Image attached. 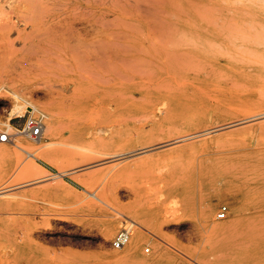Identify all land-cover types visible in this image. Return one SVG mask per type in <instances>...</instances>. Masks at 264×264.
I'll list each match as a JSON object with an SVG mask.
<instances>
[{"label": "rangeland", "instance_id": "1", "mask_svg": "<svg viewBox=\"0 0 264 264\" xmlns=\"http://www.w3.org/2000/svg\"><path fill=\"white\" fill-rule=\"evenodd\" d=\"M0 134L15 264H264V0H0Z\"/></svg>", "mask_w": 264, "mask_h": 264}, {"label": "bare ground", "instance_id": "2", "mask_svg": "<svg viewBox=\"0 0 264 264\" xmlns=\"http://www.w3.org/2000/svg\"><path fill=\"white\" fill-rule=\"evenodd\" d=\"M19 1V0H18ZM40 2V1H39ZM42 2V1H41ZM40 2V3H41ZM38 3V2H37ZM22 4V2H21ZM43 5V4H42ZM36 6V5H35ZM38 6V5H37ZM31 10V9H30ZM34 10V7L32 8L31 10V13L32 11ZM68 10L66 9H63L61 7H58V6H54L53 8H50V7H46V6H40L39 8H37L36 10H34V12L31 14V16L29 17H25V19L22 20L23 22V26L26 28H30L31 30L35 31L37 29H39L41 26L45 25L46 23H49V22H55L57 21L58 25L60 27H62L63 25H65L67 23V17L66 15L68 14ZM22 16V15H20ZM74 19V18H73ZM13 21V20H12ZM16 26V25H15ZM14 26V28H15ZM57 26V25H56ZM60 27L58 28V30H60ZM19 28V27H18ZM12 29V28H11ZM17 30V29H15ZM57 29L56 31L59 32ZM10 31V30H9ZM61 31V30H60ZM21 32V31H19ZM66 32V31H65ZM57 34V33H56ZM259 37V36H258ZM257 37V38H258ZM23 71L25 70H28L31 66V63H27L26 65H23ZM14 98L16 100L20 99V95H18L17 93H15L14 95ZM30 106V105H29ZM30 108V107H28ZM28 108H27V111H28ZM16 109V108H15ZM19 110V109H18ZM21 111V110H20ZM24 112V111H23ZM16 114V113H15ZM48 131L51 133L53 131V125L52 124H49L48 125ZM188 138V136L182 138L181 140H176L174 142H171V143H165L164 145H171V144H174V143H178L179 141H184ZM6 140H8V138H4ZM39 141L41 140L38 139ZM0 141L1 140V134H0ZM38 142V141H37ZM15 147L19 148L20 150H24L27 152V150H25L23 144L21 142H18L17 144H14ZM162 145V146H164ZM158 146H153V147H145V148H140L138 150H135L131 153V156L133 155H138V154H142V153H146L148 151H151V150H154V149H157ZM2 148H0V154L2 153ZM35 157V156H34ZM91 166H86L82 169H86V168H90ZM93 167V166H92ZM8 186H6V188H0V196L2 195H5L8 193L9 189L7 188ZM91 194V193H90ZM89 196V195H88ZM91 196V195H90ZM97 196V195H96ZM13 197V196H12ZM97 199V198H96ZM86 200V199H85ZM84 200V201H85ZM95 202V201H94ZM92 202V203H94ZM101 203V201L99 202ZM98 203V204H99ZM174 211V210H173ZM171 212V211H170ZM175 212V211H174ZM173 212V213H174ZM207 213V212H206ZM10 214H12V208H6L5 211H2L0 212V219L3 217V216H9ZM165 216V215H164ZM168 221L166 219H164V221L162 222L163 224L164 223H167ZM22 226V225H20ZM23 229V228H22ZM114 230V225L112 224V226L109 228V231H112ZM18 234L15 232H13L12 230H7L5 231L3 234H0V239L1 240H5L6 241V244L5 245H2V247H0V264H15V259H14V256L16 255V251H17V246L14 244V241L16 240V236ZM142 239H141V236H140V233L137 234V237L135 239V244H137L138 242H140ZM240 243H237L235 244L234 246H230L229 248H226L225 249V252L221 253L219 257H221L222 259L224 260H231V259H235L237 258V246L239 245ZM247 261V259H246ZM245 261V262H246ZM244 264H247L245 263Z\"/></svg>", "mask_w": 264, "mask_h": 264}, {"label": "built area", "instance_id": "3", "mask_svg": "<svg viewBox=\"0 0 264 264\" xmlns=\"http://www.w3.org/2000/svg\"><path fill=\"white\" fill-rule=\"evenodd\" d=\"M44 131L43 123L36 117L29 115L22 126V134L28 137L31 140H38L42 137ZM8 138V140L4 138ZM10 135L1 134L2 142H8ZM228 207L221 206L217 213L218 220H224L227 218ZM131 233L128 229H122L119 231L112 241V247L114 250H123L130 242ZM146 252H149V249H146Z\"/></svg>", "mask_w": 264, "mask_h": 264}]
</instances>
